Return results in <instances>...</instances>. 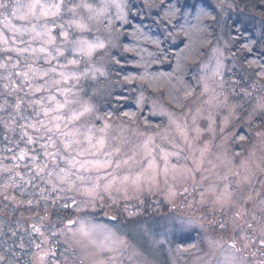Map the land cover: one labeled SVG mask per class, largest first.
<instances>
[{
	"label": "rangeland",
	"instance_id": "obj_1",
	"mask_svg": "<svg viewBox=\"0 0 264 264\" xmlns=\"http://www.w3.org/2000/svg\"><path fill=\"white\" fill-rule=\"evenodd\" d=\"M129 1L0 0L7 4L0 7V126L28 121L49 146L52 136L59 154L37 179L49 202L35 209L50 226L56 206L76 201L75 222L57 228L68 252L63 264H264V82L243 73L226 28L255 16L259 29L254 6L205 0L217 11L219 31L194 68L197 93L179 110L141 86L133 97L123 91L128 100L112 97L123 86L108 73L109 55ZM89 44L104 47L88 55ZM57 103L65 106L56 111ZM85 106L91 111L69 122ZM123 106L135 110L130 119L117 115ZM145 113L158 126L143 127ZM55 116L63 131L80 133L70 151L64 137L45 130ZM89 135L92 144L103 139V148H92ZM39 232L47 247L54 232Z\"/></svg>",
	"mask_w": 264,
	"mask_h": 264
},
{
	"label": "trees",
	"instance_id": "obj_2",
	"mask_svg": "<svg viewBox=\"0 0 264 264\" xmlns=\"http://www.w3.org/2000/svg\"><path fill=\"white\" fill-rule=\"evenodd\" d=\"M239 1L254 6L261 27L257 29L259 21L254 24L255 16L249 22H227L233 42L231 54L244 74L264 82V0ZM119 24L121 39L118 48L109 55V75L122 83V92L131 89L132 97L141 86L148 95L157 94L170 107L182 109L186 100L198 91L194 68L207 54L219 31L216 9L205 0H130L126 24ZM117 92L112 95L115 100H128L126 93ZM107 105L103 112L109 119L112 112L106 109ZM134 112L123 106L116 113L130 119ZM144 116L147 114L140 120L143 127L158 126V121L143 119ZM31 129L28 121H10L5 127L0 126V264H63L61 259L68 252L57 233L59 228L75 222L71 215L76 201L68 197L65 204L56 206L55 211L60 209L58 220L54 218L50 226L35 209L49 202L37 179L44 177L41 169L55 162L47 155L53 152L52 146L38 141ZM247 136L244 134L237 141H246ZM29 137L32 143L28 142ZM22 150L27 154L19 159ZM41 228L54 232L47 247L39 232ZM183 247L190 246H181L182 251Z\"/></svg>",
	"mask_w": 264,
	"mask_h": 264
},
{
	"label": "snow or ice",
	"instance_id": "obj_3",
	"mask_svg": "<svg viewBox=\"0 0 264 264\" xmlns=\"http://www.w3.org/2000/svg\"><path fill=\"white\" fill-rule=\"evenodd\" d=\"M0 7H7V4L0 3ZM35 7H36V5H32L31 6L32 9H34ZM54 7H56L58 9L59 8V5H55ZM192 7L195 8L196 6L195 5H192ZM62 35L67 39L68 33L64 32V33H62ZM49 42H51V41H49ZM81 43H86V42H81ZM96 47L103 48L104 45L103 44H97V45H91V44H89V45H87V54L88 55H91L93 49L96 48ZM80 51H84V49L81 48ZM68 63L69 64H76L77 61L75 59H73V60H70ZM20 75H23L25 78H27L28 73H21ZM45 75H47V73H45ZM63 75L64 74L61 73V76H63ZM66 79H67V77H66ZM37 91H39V89H37ZM65 103H67V101ZM64 106H65V104L57 103L55 110L56 111H59ZM90 111H91V109L89 107L85 106L83 108V111L73 112L68 117V120H69V122L76 121L80 117H82L86 112H90ZM44 115L45 116H48L49 115V110L46 109L45 112H44ZM125 115H127V113H125ZM61 119H62L61 116H55V117H53L52 121L50 122L51 123V126H46L45 130L48 133L59 134L60 136L64 137V139L61 140V144L63 145V148H64L65 151H70L72 149V146L74 144H79L80 143V141L78 139H76V137L78 135H80V133H79L78 130L63 131L62 128H61V124L58 122ZM65 127H67V125H65ZM101 131H103V129H101ZM48 139H49L50 143L52 144V146H55L54 145V142L52 141V136H49ZM85 139H87V141L89 142V144H91L92 148H97L99 150V149H102L103 146H104V140L103 139L97 140L95 144H92V139H93L92 136H90V135L89 136H86ZM28 142L29 143H32L33 142L31 137H29ZM58 154H59L58 152L47 153V155L51 156L53 159H55V157ZM80 154L81 153H77V155H80ZM25 155H26V153L22 151L20 153L19 159H23L25 157ZM34 159H35V157H34ZM68 163L70 165H72V166H75L78 162L76 161L75 158H72L71 160L68 161ZM97 166L98 167H102V165H99V164ZM80 167L83 168L84 167V164H80ZM61 171L62 172H65V176L60 177V179L63 180V179L66 178L67 172L64 169H61ZM99 179L100 178L98 177L97 180H99ZM128 179H129L128 177H124L122 182L127 181ZM138 180H139V177H136V179L133 181V183H135ZM114 182H115V178L113 177L112 180H109L108 183L105 184V188H109L111 186V184L114 183ZM96 187H99V184H97ZM221 227H223V225Z\"/></svg>",
	"mask_w": 264,
	"mask_h": 264
}]
</instances>
